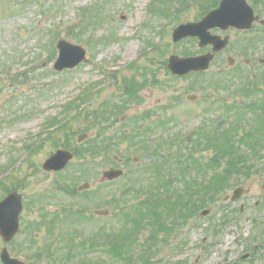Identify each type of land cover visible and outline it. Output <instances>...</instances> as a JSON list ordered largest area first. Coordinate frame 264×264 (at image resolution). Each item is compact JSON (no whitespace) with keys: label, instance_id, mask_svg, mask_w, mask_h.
I'll list each match as a JSON object with an SVG mask.
<instances>
[{"label":"rangeland","instance_id":"obj_1","mask_svg":"<svg viewBox=\"0 0 264 264\" xmlns=\"http://www.w3.org/2000/svg\"><path fill=\"white\" fill-rule=\"evenodd\" d=\"M247 1L264 19V0ZM220 2L0 0V202L12 192L23 196L20 230L9 244L0 237V255L6 246L27 264H264V143L249 179L240 185L232 174L211 189L207 217L185 222L165 206L190 197L194 178L223 174L196 170L200 156L207 162L212 155L190 151L197 129L223 134L264 92L258 24L245 32L212 30L230 44L204 74L179 77L167 69L172 56L211 52L197 38L174 43L172 34ZM60 41L85 49L88 62L56 71ZM253 115L245 116L247 133L257 128ZM177 139L183 145L170 147ZM61 150L74 158L61 171H45ZM112 167L124 175L102 183ZM239 185L250 193L225 201ZM128 215L142 216L140 235L118 252L113 245L126 244L118 233ZM145 252L150 261L137 259Z\"/></svg>","mask_w":264,"mask_h":264},{"label":"water","instance_id":"obj_2","mask_svg":"<svg viewBox=\"0 0 264 264\" xmlns=\"http://www.w3.org/2000/svg\"><path fill=\"white\" fill-rule=\"evenodd\" d=\"M259 20L255 17L253 9L246 0H222L219 8L210 12L201 22L190 23L179 26L173 34L175 43L188 37H197L200 40V47L207 45L213 46V52H220L228 45V38L221 39L219 36H212L210 30L220 28L227 30L230 27L239 30H250L255 21ZM264 24V21H262ZM59 57L54 65L55 70L63 71L65 69H73L86 60V51L80 46L72 45L66 41L58 43ZM214 55L208 54L195 58H180L172 56L169 59L168 68L172 74L185 76L191 72L206 71L209 69ZM230 63H232L230 61ZM196 97H190L195 100ZM85 135L79 138V142L85 139ZM73 159V155L67 151H58L43 166L45 171L58 172L63 170ZM124 172L115 168H111L103 173V181H113L122 177ZM89 185H83L79 190H86ZM264 189V187H263ZM245 191L238 188L231 197L232 202L238 201ZM230 197H226L225 201ZM22 212V196L13 193L5 200L0 202V235L5 242L9 243L13 240L19 230V216ZM107 212H99V215H107ZM208 215V212L203 214ZM247 256L243 257L246 259ZM3 264H24L18 260L12 259L7 248L3 249L1 254Z\"/></svg>","mask_w":264,"mask_h":264},{"label":"trees","instance_id":"obj_3","mask_svg":"<svg viewBox=\"0 0 264 264\" xmlns=\"http://www.w3.org/2000/svg\"><path fill=\"white\" fill-rule=\"evenodd\" d=\"M250 106L251 107H249L245 113H242L235 126L231 125L221 135L215 133L210 134V131H207L205 129H201L195 132L194 137L196 142L194 141L191 144L190 147L192 150L190 149V151L192 152L197 151L199 152V154L202 152L212 154L209 157V160L205 159L208 160L207 162H204L203 156H200V158L198 159V163L201 167H198L196 170L198 172H205L207 170L212 172H217L219 171V169H221L223 174L218 176L216 175L217 173H213L212 175H203L209 177L207 179L203 177L204 179L201 182H198L196 178H194V180L191 182L193 185L192 187L194 188H192L191 190L190 197H186L185 200L184 197H175L172 198V200L169 201L167 204H165L166 209L168 208V211H171L170 214H172V216H177L179 220H184L185 222L186 220L188 221L191 218H195L196 214L200 210L210 206L209 202L210 200H212L211 199L212 194L216 193V191L212 193L211 189L216 190V188H222V186H224L223 183H228L227 180L228 178H231L232 174L240 176L239 177L240 183H242L245 179L249 178L251 174L250 168L254 166V163L257 159H258L257 161L258 163L259 158L263 157L262 155L258 154V152L261 150L262 143H264V100L263 101L261 100L260 104H258L254 100V102ZM258 110H261V113L258 114L257 113ZM247 113L254 114L253 116L256 118L254 120V123L255 126L257 127V128L254 127L256 129H254L253 131H249L248 133L244 131L246 129L244 125L247 123L244 120ZM246 118H248V116ZM242 131H244L245 133ZM200 132H202L203 135H197ZM240 133L242 135H240ZM178 140L179 139L174 141L171 145L169 143V146L176 147L178 146V142L179 145L182 146L183 145L182 143L184 141L183 140L178 141ZM257 156H259V158H257ZM190 160H196V159L194 156H191ZM203 169H205V171H203ZM255 169H253L252 171H254ZM216 177H219V181ZM202 182H204V184H202ZM206 188H208V190L206 193L203 194L205 195V197H201V191ZM155 201H156L155 205H157L155 207H160V203L162 201H159L158 199H156ZM180 201L183 202L179 203ZM188 209L189 210L194 209V210L188 211L187 213L186 211ZM155 217L159 218L156 213L154 214V220ZM140 218H142L141 215L140 217L138 215L127 216L124 228L118 233L121 239H123L122 237L125 236L126 244L125 245L119 244L117 246L113 245V247L118 249V250L116 249L118 252L123 250L124 246L127 247L128 245L129 246L132 245L134 240L138 239V235H140L139 230L141 229H139L137 220H140ZM157 221L161 222L160 218L157 219ZM128 224L137 225L138 228L137 226L134 229L127 228L126 226ZM168 230L169 228L166 227L165 231ZM152 235H150V240H152L153 242L152 246H155L158 242V238ZM175 237L177 240H179L177 236ZM184 244L185 243H183V245ZM148 251H150V249ZM150 258H152V256L148 255V253L146 252L143 256H137V259L145 262L148 260L150 261ZM134 259L130 262H133Z\"/></svg>","mask_w":264,"mask_h":264},{"label":"flooded vegetation","instance_id":"obj_4","mask_svg":"<svg viewBox=\"0 0 264 264\" xmlns=\"http://www.w3.org/2000/svg\"><path fill=\"white\" fill-rule=\"evenodd\" d=\"M204 16V15H203ZM203 16H200L199 17V20L200 19H202L203 18ZM258 16H260V15H258ZM198 20V21H199ZM261 20H263V18L260 16V20H258L254 25H260L261 27H262V29H264V25L261 23ZM254 25H253V27H254ZM220 31V30H219ZM242 32H244V31H242ZM223 52V51H222ZM221 53V52H220ZM216 57V56H215ZM234 62H235V60H234ZM243 62H244V64L247 66V67H251V66H253V61L251 60V59H244L243 60ZM261 64H264V60H260L259 61ZM257 76L255 75V76H253V78H256ZM261 100L263 101L264 100V92H262L261 93V96L259 97V99H255V101L258 103V104H260L261 103ZM257 113L259 114V113H261V110H258L257 111ZM250 192L248 191V194H249ZM98 213V212H97ZM33 260H35V259H33ZM34 264H36V263H34Z\"/></svg>","mask_w":264,"mask_h":264}]
</instances>
